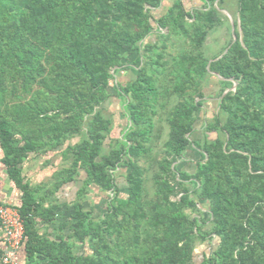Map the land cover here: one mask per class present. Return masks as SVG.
<instances>
[{"label":"trees","instance_id":"obj_1","mask_svg":"<svg viewBox=\"0 0 264 264\" xmlns=\"http://www.w3.org/2000/svg\"><path fill=\"white\" fill-rule=\"evenodd\" d=\"M162 1L0 0V145L10 176L19 184L30 153L79 138L62 152V182L83 169L85 186L109 192L101 216L75 206L66 226L87 248L74 254L63 243L54 264H264V0H235L233 34L212 55L207 40L228 21L226 0L190 9L171 0L155 18ZM123 69L134 78L116 83ZM212 83L218 112L196 143L194 170H182ZM112 95L128 121L116 138ZM19 212L33 253L34 210ZM212 240L197 263L196 247Z\"/></svg>","mask_w":264,"mask_h":264},{"label":"crops","instance_id":"obj_2","mask_svg":"<svg viewBox=\"0 0 264 264\" xmlns=\"http://www.w3.org/2000/svg\"><path fill=\"white\" fill-rule=\"evenodd\" d=\"M133 78L134 72L131 69H123L116 74L114 81L122 83ZM109 92L115 95L113 89ZM210 100L212 98L204 101L202 110L211 103ZM105 104L113 114L111 137H119L128 123L123 113L122 102L112 95ZM196 130L195 122L194 131L189 136L190 145L184 157L177 161L178 168L189 172L194 170V163L200 157V150L196 146L197 140L194 138ZM78 140L79 138H74L61 147L52 149L43 147L30 153L21 164L19 184L10 176L3 161L4 152L0 145V203L18 210L22 207L34 210L32 218L36 236L32 240L33 253L32 249L28 251L27 238L25 245L13 256L17 264H29L30 259L33 264H54L56 261L54 259L61 257L66 250L63 243L70 245L74 254L83 253L86 245L72 237L71 230L66 226L75 221V206L81 204L84 209L92 210L93 216H101L106 211L109 192H101L93 183L85 186L86 173L83 169L79 170V174L74 176L72 181L62 182L66 177L61 172L70 164L62 152L68 144H74ZM118 183L122 187L125 186L122 175L118 176ZM22 186L27 189L25 199ZM6 252L4 231L0 227V258ZM28 252H31V255Z\"/></svg>","mask_w":264,"mask_h":264},{"label":"rangeland","instance_id":"obj_3","mask_svg":"<svg viewBox=\"0 0 264 264\" xmlns=\"http://www.w3.org/2000/svg\"><path fill=\"white\" fill-rule=\"evenodd\" d=\"M171 0H164L162 1V5L154 10L153 16L155 18H158L159 15H161L164 10L165 7H167L168 5H170ZM192 2V3H191ZM184 0V4L185 7L187 9H190L191 7H198L200 6V3L198 2V0ZM216 5V2H215ZM225 10L227 11V13L225 11H222V13H224L227 17H228V21H224L223 25L219 26L217 29H215L208 37L207 40V47H206V51L208 54L212 55L216 52H218V50L231 38V34H233V27H229V24L232 25V23L234 22V18L238 17V11H237V4L235 0H226L225 1ZM223 10V9H222ZM165 31V30H164ZM155 34L153 33L151 36H149L147 38V40L150 41H155ZM125 84V81H122V84ZM215 86V87H214ZM217 88L218 86H216V83H212L211 85L208 84L207 88H206V97L207 99L212 98V100H210L211 103H209L207 105V109L203 108V110L201 112L198 113L197 115V120H196V132H194V138L195 140H197L199 143L202 142L204 136H205V132H204V126L206 125L207 121H209L210 119L213 118V115L215 113L218 112V92H217ZM235 86L233 87L232 90H234ZM205 133V134H204ZM209 136V134H208ZM215 242L214 240H212L211 242H205L203 244H200L196 247L195 249V253H194V259L197 263L202 261L203 258V254H207L210 252L211 249L215 248Z\"/></svg>","mask_w":264,"mask_h":264},{"label":"built area","instance_id":"obj_4","mask_svg":"<svg viewBox=\"0 0 264 264\" xmlns=\"http://www.w3.org/2000/svg\"><path fill=\"white\" fill-rule=\"evenodd\" d=\"M0 227L4 231L7 252L2 254L0 264H17L13 258L25 244V225L19 210L0 203Z\"/></svg>","mask_w":264,"mask_h":264},{"label":"water","instance_id":"obj_5","mask_svg":"<svg viewBox=\"0 0 264 264\" xmlns=\"http://www.w3.org/2000/svg\"><path fill=\"white\" fill-rule=\"evenodd\" d=\"M222 11H225V12L227 13L226 10H222ZM232 26H233V25H232ZM235 39H236V36L234 35L233 40H235ZM225 52H226V50H225ZM225 52H224V53H225ZM220 57H221V56H220ZM220 57H219V58H220ZM235 85H236V84H234V86H235ZM234 86H233V87H234ZM232 89H233V88H232ZM228 91H229V90L224 91L223 95H225ZM214 134H215V133H214Z\"/></svg>","mask_w":264,"mask_h":264}]
</instances>
